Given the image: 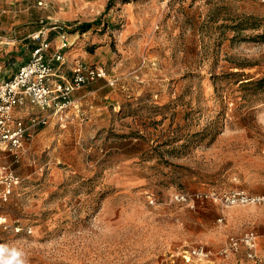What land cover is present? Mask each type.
<instances>
[{"label":"rangeland","instance_id":"1","mask_svg":"<svg viewBox=\"0 0 264 264\" xmlns=\"http://www.w3.org/2000/svg\"><path fill=\"white\" fill-rule=\"evenodd\" d=\"M242 15L264 18V0H0L1 78L40 20L65 26L70 75L105 73L61 108L17 107L45 123L0 150L21 179L0 214L23 228L0 230V264H255L242 247L179 254L248 230L264 264V202L222 199L264 195V90L246 83L264 77V43L233 29Z\"/></svg>","mask_w":264,"mask_h":264},{"label":"built area","instance_id":"2","mask_svg":"<svg viewBox=\"0 0 264 264\" xmlns=\"http://www.w3.org/2000/svg\"><path fill=\"white\" fill-rule=\"evenodd\" d=\"M42 5V2L38 3ZM45 21L40 20L41 28L28 37L27 49L29 58L23 63L15 74L6 80L0 81V150L16 156L23 147L29 131L36 125L44 124V118H34L26 122L17 115V107L29 102L40 109H58L68 103L70 94L79 87L90 84L98 79L105 78L101 69L76 61L71 69V75L65 79L60 71L65 63L63 51L70 47L65 26L54 24L46 27ZM50 32L55 34L54 46L51 45ZM21 179L10 166L0 164V202L8 201L13 189ZM206 198L217 200V196L209 193ZM175 201L185 200L184 195H173ZM201 199L202 195H193ZM225 203L246 204L251 202H264V195L248 197L244 194L227 195L222 198ZM0 230H12L15 233L23 230L18 225L9 223L4 214H0ZM244 249L248 261L261 264L257 252V235L248 230L239 236H230L226 243L215 253L204 245H195L181 251L180 256L185 263L193 258L208 259L211 256L226 258Z\"/></svg>","mask_w":264,"mask_h":264},{"label":"trees","instance_id":"3","mask_svg":"<svg viewBox=\"0 0 264 264\" xmlns=\"http://www.w3.org/2000/svg\"><path fill=\"white\" fill-rule=\"evenodd\" d=\"M109 5L110 1L106 8H108ZM84 26H89V24H85ZM232 26L235 31H241L246 29L258 31V33L254 35L253 38L261 43H264V18H258L252 15H242L238 19V21ZM246 83L254 85L258 89L264 90V77L258 78L254 81H247Z\"/></svg>","mask_w":264,"mask_h":264},{"label":"crops","instance_id":"4","mask_svg":"<svg viewBox=\"0 0 264 264\" xmlns=\"http://www.w3.org/2000/svg\"><path fill=\"white\" fill-rule=\"evenodd\" d=\"M41 28V25H39V27H38V29L37 30H35V31H33V32H31V33H29L26 37H24V38H28L31 34H33V33H36L39 29ZM53 34H51L50 36H52ZM24 49H26L27 50V56L26 57H28L29 58V50L27 49V45L25 46V48ZM12 55H14V54H12ZM9 58H11V56H9ZM74 58V55H72V54H68L67 55V60L68 61H70V60H72ZM4 60L5 59H3L2 61H0V62H2V63H4ZM27 60L24 58L20 63H18L17 65H16V63H14V61L12 60V59H9V65H14V68L16 69V71L18 70V68L23 64V63H25ZM6 66H8V65H6ZM6 66H4L2 69H0V81H2V80H5V78H1V76H4L5 75V73H7V68L8 67H6ZM69 66V65H68ZM10 68V67H9ZM66 68H69V67H65V66H62V68H61V71H60V74H61V76L63 77V78H65V79H67V78H69L70 77V71H69V69H66ZM16 73V72H15ZM15 73H11L10 75H8V77L6 78V79H8V78H10L13 74H15Z\"/></svg>","mask_w":264,"mask_h":264},{"label":"clouds","instance_id":"5","mask_svg":"<svg viewBox=\"0 0 264 264\" xmlns=\"http://www.w3.org/2000/svg\"><path fill=\"white\" fill-rule=\"evenodd\" d=\"M17 255H19V253H13V258H15ZM9 264H10V262H9ZM19 264H23V262L21 261V262H19Z\"/></svg>","mask_w":264,"mask_h":264}]
</instances>
